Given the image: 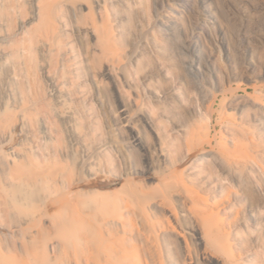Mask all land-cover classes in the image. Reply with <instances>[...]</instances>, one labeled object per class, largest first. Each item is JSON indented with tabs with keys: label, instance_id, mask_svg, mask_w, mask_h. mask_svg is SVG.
Masks as SVG:
<instances>
[{
	"label": "rangeland",
	"instance_id": "obj_1",
	"mask_svg": "<svg viewBox=\"0 0 264 264\" xmlns=\"http://www.w3.org/2000/svg\"><path fill=\"white\" fill-rule=\"evenodd\" d=\"M42 1L1 0L0 35L31 46L20 78L37 113L55 106L57 86L68 93L79 150L94 153L90 183L161 226L162 264H233V251L244 258L235 264H264V0H52L32 42ZM205 6L210 27L197 15ZM195 209L229 239H206ZM139 229L137 219L141 260Z\"/></svg>",
	"mask_w": 264,
	"mask_h": 264
},
{
	"label": "bare ground",
	"instance_id": "obj_2",
	"mask_svg": "<svg viewBox=\"0 0 264 264\" xmlns=\"http://www.w3.org/2000/svg\"><path fill=\"white\" fill-rule=\"evenodd\" d=\"M177 1L191 7L190 0ZM54 10L52 0L42 1L37 12L41 25L31 31L32 42L50 23ZM197 15L205 27L212 26L208 6ZM3 23L0 0V27ZM14 37L12 32L0 35V264H162L157 235L161 226L143 209L133 212L108 202L104 196L108 189L99 181L90 183L98 173L94 153L79 150L82 137L65 106L68 93L57 86L55 106L39 113L35 99L26 98L20 76L23 56L31 46L13 41ZM213 38L218 43V37ZM188 50L198 56L201 52L197 42ZM199 70L206 73L193 64V71ZM52 118L62 121L66 135L53 133ZM91 193L99 195L91 200ZM195 212L206 239L218 233L229 239L205 210ZM137 219L142 224L138 233L144 260L137 259L131 247ZM114 231L125 236L123 241L110 240ZM243 259L235 251L227 257L233 264Z\"/></svg>",
	"mask_w": 264,
	"mask_h": 264
}]
</instances>
